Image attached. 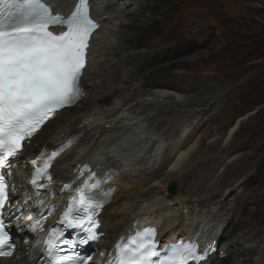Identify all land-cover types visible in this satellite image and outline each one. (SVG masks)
Segmentation results:
<instances>
[{
	"label": "bare ground",
	"instance_id": "6f19581e",
	"mask_svg": "<svg viewBox=\"0 0 264 264\" xmlns=\"http://www.w3.org/2000/svg\"><path fill=\"white\" fill-rule=\"evenodd\" d=\"M47 1L56 10L64 11L75 0ZM154 2L91 0V12L100 21L101 29L91 41L88 79L83 85L85 98L77 107L48 123L28 152L59 145L77 132L82 135L77 147L55 169L58 181L68 178L77 163H87L96 171L108 165L118 169L119 178L112 183L116 187L115 196L100 216V232L105 233L96 244L100 252L107 253L132 227L150 224L158 229L161 241L192 239L199 246L211 243L215 257L205 264H264V238L259 237L264 224L261 229L258 223H252L253 216L247 207H241L239 214L238 198H232L245 187V182L229 184L231 191L225 194L226 180L237 176L233 171L243 160L242 155L223 157L218 163L223 169L211 181V166L220 155L216 149L218 133L201 132L189 146L181 147L188 131L200 118V112L190 113L193 104L205 103V97L186 99L191 87L186 83L180 85V77L164 66L154 70L159 67L157 62L168 54L165 49L153 47L152 38L135 34L141 28L140 34L148 27L153 28L154 22L145 26L144 19L151 14L146 16L150 8L160 11V4ZM137 23L136 31L131 33L134 34L126 38L124 28ZM169 31L177 32L170 46L186 42V31L181 25L172 24ZM182 60L174 61L171 66H186V62L176 63ZM229 74L215 72L212 77L221 84L227 82ZM143 80L150 83L145 85ZM226 92H217L211 99L213 102H206L209 108ZM192 114L195 115L187 121ZM252 114L236 120L223 140V147L230 144L237 127ZM219 116L208 120L220 122ZM16 173L11 175L13 182L24 186L26 171ZM172 183L177 186L175 193L168 189ZM259 208L260 212L264 211V202ZM236 212L240 219L228 226L235 221ZM21 222L19 217L17 223ZM22 226L25 228L27 224ZM195 234L200 235L195 239ZM249 255L254 257L247 259Z\"/></svg>",
	"mask_w": 264,
	"mask_h": 264
},
{
	"label": "snow or ice",
	"instance_id": "6c2138e0",
	"mask_svg": "<svg viewBox=\"0 0 264 264\" xmlns=\"http://www.w3.org/2000/svg\"><path fill=\"white\" fill-rule=\"evenodd\" d=\"M49 26H66L67 30L54 35ZM97 28L90 17L89 0H77L67 18L54 13L44 0H0V168L10 167V158L17 156L25 147L23 142L50 116L76 101L81 91L86 49ZM71 143L70 140L68 144ZM67 146L54 150L47 158L45 153H41L31 161L34 166L33 185L42 178L52 180L49 170ZM41 161L42 166L38 164ZM6 187L4 177L0 176V209L8 198ZM70 187L64 185V189ZM99 187V181L90 187L85 181L83 186L76 188L79 199L73 197V204L80 214L73 216V205H69L58 222L86 233L78 241L81 247L99 238L93 217L103 201L92 193ZM28 219L32 220V217ZM35 223L39 224L40 220ZM63 235L62 230L55 228L49 233L45 240L49 254ZM153 235L154 230L148 228L129 237L126 243H118L115 257L108 264H189L202 259L197 244L190 242L173 244L161 253L152 239ZM61 242L67 249L77 244V241L67 239ZM5 247L9 250L5 251ZM11 248L8 233L0 219V256L13 255ZM75 255L76 260L72 255L58 256L53 264H77V260L86 264L91 259Z\"/></svg>",
	"mask_w": 264,
	"mask_h": 264
},
{
	"label": "rangeland",
	"instance_id": "374dc122",
	"mask_svg": "<svg viewBox=\"0 0 264 264\" xmlns=\"http://www.w3.org/2000/svg\"><path fill=\"white\" fill-rule=\"evenodd\" d=\"M155 2L160 4V11H156L155 7L150 8L146 16L151 14L144 19L145 26L154 22L153 28L148 27L140 34L141 28L138 30L139 33L135 34L144 38L148 36L152 38L153 47L165 49L168 55L164 60L157 62L156 66L159 67L154 70L159 71L164 66L170 73L180 77L182 79L180 85L186 83L187 87H191L186 99L191 96L205 97V103L193 104L190 113L200 112V118L188 131L181 147L189 146L201 132L214 130L218 133L220 139L216 149L220 155L216 157V164L211 166L213 170L210 174L211 181L222 171L223 167L218 163L223 157L242 155L243 160L233 171L237 176L231 180L228 176L223 187L226 188L227 195L231 191L229 184L238 185L241 181L245 182V187L239 189L232 198H238L239 214L242 213L241 207H247L253 216L252 223H258L262 229L264 211L260 212L259 205L264 202V0H155ZM138 24L124 28V31L127 30L125 34H128L126 38L134 34L131 33ZM172 24L181 25L186 31L184 39L186 42L170 46L177 35V32L169 31ZM184 58L186 59L182 60ZM177 60L182 61L176 63L186 62V66L181 64L171 66V63ZM215 72L223 74L229 72V79L226 83L218 84L212 77L215 76L213 75ZM143 83L146 85L150 81L143 80ZM222 90L227 91L226 94L209 108L206 102H213L211 99ZM197 106L200 107L196 108ZM247 113L253 114L240 123L230 144L223 147L228 130L239 117ZM194 115L188 117L187 121ZM216 115H220V122L212 123L214 119L208 120ZM241 173L243 175L240 176ZM239 214L238 212L234 214L233 219H236L228 226L238 222ZM262 231L261 236L259 235L260 240L264 238V228ZM253 257L254 255H249L247 259Z\"/></svg>",
	"mask_w": 264,
	"mask_h": 264
},
{
	"label": "water",
	"instance_id": "95a60500",
	"mask_svg": "<svg viewBox=\"0 0 264 264\" xmlns=\"http://www.w3.org/2000/svg\"><path fill=\"white\" fill-rule=\"evenodd\" d=\"M168 189L170 190V192H174L175 189H176V185L172 183V184L169 185Z\"/></svg>",
	"mask_w": 264,
	"mask_h": 264
}]
</instances>
